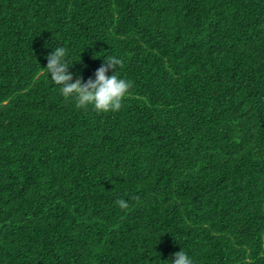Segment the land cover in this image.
<instances>
[{
    "label": "trees",
    "instance_id": "1",
    "mask_svg": "<svg viewBox=\"0 0 264 264\" xmlns=\"http://www.w3.org/2000/svg\"><path fill=\"white\" fill-rule=\"evenodd\" d=\"M57 47L69 83L121 59V109L65 100ZM180 250L264 264V0H0V264Z\"/></svg>",
    "mask_w": 264,
    "mask_h": 264
},
{
    "label": "clouds",
    "instance_id": "2",
    "mask_svg": "<svg viewBox=\"0 0 264 264\" xmlns=\"http://www.w3.org/2000/svg\"><path fill=\"white\" fill-rule=\"evenodd\" d=\"M66 49L64 47L55 48L47 57L46 69L51 75V81L60 86V93L65 100L73 99L78 109L87 110L89 107L99 113L119 111L122 101L132 87L131 82L118 78L116 71L111 76L106 73L123 67V61L114 56L107 57L103 65L95 72V80L89 79L86 83H81L76 79L75 83H69L73 77L67 74L69 68L66 62ZM116 204L121 209H127L128 204L120 199ZM174 264H192L191 259L185 252L179 251L174 254Z\"/></svg>",
    "mask_w": 264,
    "mask_h": 264
}]
</instances>
